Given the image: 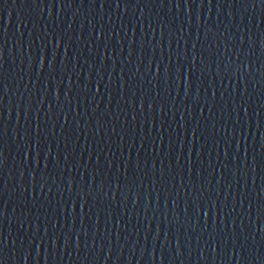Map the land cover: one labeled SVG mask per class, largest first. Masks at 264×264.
<instances>
[{
  "label": "water",
  "instance_id": "95a60500",
  "mask_svg": "<svg viewBox=\"0 0 264 264\" xmlns=\"http://www.w3.org/2000/svg\"><path fill=\"white\" fill-rule=\"evenodd\" d=\"M0 264H264V0H0Z\"/></svg>",
  "mask_w": 264,
  "mask_h": 264
}]
</instances>
